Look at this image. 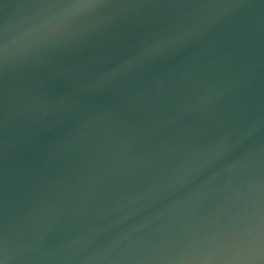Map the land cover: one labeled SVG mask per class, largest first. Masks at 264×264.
<instances>
[{"label":"water","instance_id":"obj_1","mask_svg":"<svg viewBox=\"0 0 264 264\" xmlns=\"http://www.w3.org/2000/svg\"><path fill=\"white\" fill-rule=\"evenodd\" d=\"M0 264H264V0H0Z\"/></svg>","mask_w":264,"mask_h":264}]
</instances>
